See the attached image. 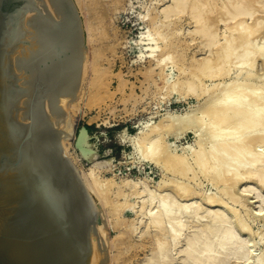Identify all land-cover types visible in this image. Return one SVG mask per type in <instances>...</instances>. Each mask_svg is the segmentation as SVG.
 Returning <instances> with one entry per match:
<instances>
[{"label":"bare ground","instance_id":"bare-ground-1","mask_svg":"<svg viewBox=\"0 0 264 264\" xmlns=\"http://www.w3.org/2000/svg\"><path fill=\"white\" fill-rule=\"evenodd\" d=\"M139 5L141 31L124 48L133 64L144 67L145 91L152 86L163 100L191 97L197 103L187 104L193 109L183 114L168 111L157 122H143L129 139L162 178L154 185L146 177L116 183L97 174L101 166L93 156L87 157L90 169L78 171L66 154L72 113L65 109L86 92L96 99L107 96L111 78V64L97 63L101 52L94 48V15L86 0H23L5 37L4 86L19 146L40 178L61 179L56 193L67 202L71 197L78 225L99 206L110 225L122 223L125 210L134 212L118 237L150 238L151 254L141 264H264V0ZM183 16L189 19L186 27L180 24ZM196 39L204 53L188 57ZM117 78L121 91L126 81ZM186 132L194 134V144L177 152L166 137ZM252 200L258 203L255 211ZM257 218L262 228L254 232L250 221ZM101 223L90 228L88 264H99L96 236L106 240Z\"/></svg>","mask_w":264,"mask_h":264},{"label":"rangeland","instance_id":"rangeland-1","mask_svg":"<svg viewBox=\"0 0 264 264\" xmlns=\"http://www.w3.org/2000/svg\"><path fill=\"white\" fill-rule=\"evenodd\" d=\"M147 1L148 0H139V3ZM86 3L92 10V12H90L91 15H94L92 19L94 23V38L96 39L94 48H99L101 52L100 58L97 59V63L99 67L103 68L108 67L109 63L111 64V78L109 80L107 96L102 94L101 97L96 99L90 97L91 92H86L75 107L72 109H65L69 115L72 113L70 115L71 117L69 116L72 123V134L69 139L65 141L67 142L66 154L70 160L73 161L78 171H88L93 163L88 161L87 157L93 156L95 160H93L94 163L100 164L101 166L96 172L102 179L112 178L118 183L121 179L125 178L137 179L138 177H146L149 184L154 185L162 178L163 172L151 162H142L143 160H141L140 156L135 152L133 142L130 140L138 133L139 130L137 126L140 125L142 127L143 122H157L163 116V113L165 114L168 111L170 113L183 114L189 111V108H196V99L193 98V100L191 97H186L187 99L185 98V100H177L175 96H170L163 100L159 95L153 93L155 89L152 86L145 91L147 80H145L142 74L144 67L140 66V64H133L132 54L128 52L129 48H124L125 42L127 40L136 39L141 31V25L137 18L138 12L141 9L137 0H97L96 2H93V0H86ZM21 5V0H14L11 9ZM131 6L134 8H131ZM77 13L79 17L82 18L78 10ZM188 22L189 19L183 16L180 24L182 27H186ZM198 47H200V45L198 39H196L195 44L190 47L186 55L188 57L192 56V53L199 49ZM195 53L197 57L200 58L204 52L197 50ZM118 73L121 75L122 79L126 81L124 89L121 91L118 90ZM187 104L193 108L190 106L188 107ZM62 109L64 108L62 107ZM153 112L154 116L151 114ZM145 117L147 118L145 119ZM27 122L21 121L23 124ZM58 127L62 128V126ZM87 136L89 137L87 138ZM193 136V133L186 132L177 139L171 134V136L168 135V138L166 137V141L168 143H173V145L176 146L175 149L179 146L183 148V146L194 144L195 136ZM81 138L83 139L81 140ZM127 141L131 143L129 144ZM173 145L171 146L172 149L174 148ZM181 147L176 149V151L181 152ZM166 176L170 177L171 175L168 173ZM210 187V185L206 184L204 189H208V192L212 190V192H214V189ZM133 199L134 197L129 198V202L131 201L132 204L135 201ZM253 201L254 200H252V202ZM96 203L98 204V202ZM257 204L258 203L253 202L250 206V210L252 208V210L254 209L255 211L258 206ZM98 209V212L95 211L93 217L97 224H102L101 222L104 223L106 234V240L104 239L105 242L102 239L103 237L101 238L99 235L96 236V238L98 237L97 240L99 243V246L97 245V250L100 254L99 264L143 263L145 258L151 254V244H149V242H151L150 238H147L145 241L139 239V241H141L139 242L137 237L131 238V241L125 238V236L118 237L119 233L126 229V225L129 224L130 220L135 218L134 212L132 213L131 210H125L121 214L122 219L120 218L122 223L118 222L117 224L110 225L107 220L108 216L104 211L105 215L103 214L100 206ZM128 219L129 221H127ZM123 222H125L126 225H124ZM250 222L253 231L255 229L258 231L257 228H262V222L259 218H257V221ZM133 240H137L136 247ZM110 242H114L111 250L109 249V245H111ZM143 244L145 246H142ZM258 251L259 249L257 252ZM110 258L113 259V261L110 262Z\"/></svg>","mask_w":264,"mask_h":264},{"label":"water","instance_id":"water-1","mask_svg":"<svg viewBox=\"0 0 264 264\" xmlns=\"http://www.w3.org/2000/svg\"><path fill=\"white\" fill-rule=\"evenodd\" d=\"M13 1L0 0V264H88L94 217L76 223L71 197L56 193L61 179L35 173L9 119L4 46L21 7Z\"/></svg>","mask_w":264,"mask_h":264}]
</instances>
